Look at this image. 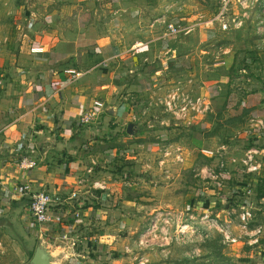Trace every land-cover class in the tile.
I'll return each mask as SVG.
<instances>
[{
  "label": "rangeland",
  "instance_id": "374dc122",
  "mask_svg": "<svg viewBox=\"0 0 264 264\" xmlns=\"http://www.w3.org/2000/svg\"><path fill=\"white\" fill-rule=\"evenodd\" d=\"M222 1L151 2L153 21L167 15L170 23L182 26L175 20L183 13L185 23L193 24L196 15L208 25L185 26V32L172 34L164 43L168 49L183 42L185 57L193 58L184 70L175 61L171 76L177 84L172 91L155 102L148 91L124 95L143 107L151 101V109H145V116L136 122L139 127L123 144L119 163L111 164V174L120 166L131 167L132 185L114 182L110 200L103 207L97 205L107 209L112 220L102 225L111 226L109 249L92 253L94 242L87 254L91 258L67 252L68 246L78 247L81 240L59 239L60 232H51L56 239L42 236L40 240L41 234L27 226L35 224L27 206H17L16 212L14 206L0 204V264H30L28 252L35 253L46 239L60 250L57 264H245L238 257L248 237L242 232L261 226L259 200L264 197V0L246 6L232 1L228 30L222 22L209 24ZM48 5L49 0H0V117L15 108L27 83L19 74L21 53L34 38L31 11L45 13ZM233 19L240 25L235 26ZM153 35L159 34L154 30ZM177 93L208 95L209 109L189 121L178 118L162 103ZM176 148L183 151V161L177 159ZM252 165L259 170L249 172ZM128 199L130 203L124 202ZM246 211L253 219L248 231L241 227ZM227 232L238 241H228Z\"/></svg>",
  "mask_w": 264,
  "mask_h": 264
},
{
  "label": "crops",
  "instance_id": "0c3cea01",
  "mask_svg": "<svg viewBox=\"0 0 264 264\" xmlns=\"http://www.w3.org/2000/svg\"><path fill=\"white\" fill-rule=\"evenodd\" d=\"M152 1L49 0L45 13L31 11L34 38L21 53L19 74L27 83L15 108L0 117V204L14 206L16 212L28 207L24 186L31 192L59 193L65 205L62 222L50 228L27 226L41 234L40 240L56 239L51 232H60L59 239L81 240L67 252L83 258H91V243H96L92 253L109 249L111 226L102 225L112 220L97 205L110 200L115 183L132 185V168L123 165L111 174V164L119 163L123 144L135 134L151 101L143 107L124 95L148 91L155 102L177 84L171 76L175 61L183 70L193 61L185 57L183 42L167 49L164 43L174 37L169 26L177 22L170 23L167 15L151 20ZM179 18L175 21L193 29L204 24L196 15L193 24L184 22L183 13ZM42 64L47 68L39 70ZM145 148L151 149L149 143ZM24 158L33 160L34 168H22ZM259 203L262 233L258 243L252 232L245 235L240 263L264 264V197ZM117 205L121 208L122 202Z\"/></svg>",
  "mask_w": 264,
  "mask_h": 264
},
{
  "label": "built area",
  "instance_id": "2783aa9c",
  "mask_svg": "<svg viewBox=\"0 0 264 264\" xmlns=\"http://www.w3.org/2000/svg\"><path fill=\"white\" fill-rule=\"evenodd\" d=\"M234 0H223L219 9L217 16L210 21L209 24H214L215 22H222V28L224 30H228L231 26L230 20L227 18L228 14L230 13L231 6ZM236 1V0H235ZM242 6L248 5L250 2L251 4H255L259 0H237ZM254 1V3H253ZM237 4V3H236ZM232 23L235 26L240 25V22H237L235 19L232 20ZM185 26H169L168 34H181L186 31L184 28ZM181 94L177 93L174 96H170V100H163V105L170 111L173 112L176 117L183 118L184 120H190L191 117L194 118L201 111L209 109L208 102L209 97L207 96H188L185 95L180 96ZM182 99V102L180 100ZM210 106V102H209ZM210 153V152H209ZM170 154V153H169ZM168 154V155H169ZM177 154V155H176ZM176 156L178 160L183 161V151L181 148H176ZM213 154V152L211 153ZM34 161L29 160L28 158H24L21 161V167L24 169L34 168ZM258 166H251L248 171L249 172H256L258 171ZM22 194L24 197H27L28 208L31 213V216L36 225L40 227H52L54 224L57 225L62 222L63 217L62 214L64 209V200L59 193L51 192V191H38V192H31L28 190L26 186L23 187ZM77 193L75 192L72 195V198H76ZM79 217V215H77ZM252 213L250 211H246L241 215L242 220V229L244 231H248L250 221H253ZM245 235H248L250 232H242ZM253 236L255 237L254 243H258V236L262 233V228L258 227L254 230ZM251 233V234H252ZM226 239L232 243H236L238 240L232 236L231 233H226Z\"/></svg>",
  "mask_w": 264,
  "mask_h": 264
},
{
  "label": "water",
  "instance_id": "95a60500",
  "mask_svg": "<svg viewBox=\"0 0 264 264\" xmlns=\"http://www.w3.org/2000/svg\"><path fill=\"white\" fill-rule=\"evenodd\" d=\"M60 250L49 242L40 243L35 250L30 264H57Z\"/></svg>",
  "mask_w": 264,
  "mask_h": 264
},
{
  "label": "trees",
  "instance_id": "16d2710c",
  "mask_svg": "<svg viewBox=\"0 0 264 264\" xmlns=\"http://www.w3.org/2000/svg\"><path fill=\"white\" fill-rule=\"evenodd\" d=\"M30 256L33 257L34 253L33 252H28Z\"/></svg>",
  "mask_w": 264,
  "mask_h": 264
}]
</instances>
